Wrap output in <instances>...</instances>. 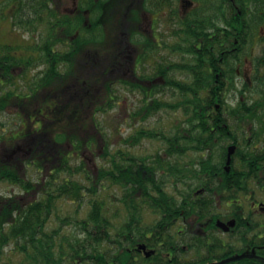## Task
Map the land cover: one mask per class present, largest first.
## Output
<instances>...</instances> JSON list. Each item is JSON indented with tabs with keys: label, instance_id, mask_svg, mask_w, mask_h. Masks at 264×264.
Listing matches in <instances>:
<instances>
[{
	"label": "flooded vegetation",
	"instance_id": "flooded-vegetation-1",
	"mask_svg": "<svg viewBox=\"0 0 264 264\" xmlns=\"http://www.w3.org/2000/svg\"><path fill=\"white\" fill-rule=\"evenodd\" d=\"M44 4L49 16L64 18L63 25L54 27L76 29L40 56L5 54L0 37V108L4 99L5 110L34 107L38 114L28 119L39 125L51 119L47 113L51 109H59L64 121L76 120L78 114L67 110L83 108L84 99L97 95L101 76L119 77L121 86L113 87L120 93L115 108L122 100L125 119L134 127L154 117L144 120L145 110L157 108L155 125L159 124L157 150L133 161L145 162L153 171L143 187L124 192L127 201L137 203L129 220L139 221L144 236L129 251L149 258L167 245L168 251L160 255L166 264H219L232 258L256 259L239 264H264V127L257 124L264 119H244L238 108L246 89L243 82L250 87L253 76H264V41L254 38L251 28L242 29L243 17L252 21L247 14L264 11V0H44ZM212 11L220 13L213 23ZM233 18L240 21L239 30L232 28ZM82 28H93L92 38L99 28L125 29L127 38L119 45L108 44L103 55L99 38L86 39V46H81ZM260 31L264 36V25ZM20 41L15 42L27 43ZM51 73L57 78L54 84ZM180 81L206 91L213 83L224 100L196 103L205 109L165 124L158 114L175 105ZM131 136L135 133L128 135V154ZM241 150L254 154L255 165H242ZM6 152L0 143V156ZM39 191L37 187L29 197L36 198ZM152 228L157 233L155 248L150 247ZM142 246L145 250L139 249Z\"/></svg>",
	"mask_w": 264,
	"mask_h": 264
},
{
	"label": "trees",
	"instance_id": "trees-1",
	"mask_svg": "<svg viewBox=\"0 0 264 264\" xmlns=\"http://www.w3.org/2000/svg\"><path fill=\"white\" fill-rule=\"evenodd\" d=\"M47 12L44 0H0V20H9L12 29L31 36L27 41L18 34L19 40L27 43L23 45L15 42L12 47L3 46V53L10 54L15 51L17 54L27 55L49 54L51 44L55 45L63 34L71 35L75 31L76 26L64 30L54 27V23L63 25L64 18L59 19L58 15L53 13L49 16ZM210 15L213 23L218 20L214 16H219L220 13L212 11ZM247 16H253L254 19L251 21L243 17L246 26L244 23L242 29L251 28L253 37L264 41L261 40L264 36L260 31L264 25V11ZM248 21L254 22L253 25ZM231 24L234 30L241 28L237 18H233ZM92 30L93 28L80 30L78 39L82 47L86 46L84 40L92 38ZM96 32L92 39L99 38L102 41L98 50L103 55L109 51L108 44L113 42L112 44L119 45L127 38L125 29L99 28ZM106 39L112 40L107 43ZM104 73L99 70V74ZM101 77L99 80L102 86L99 87L97 95L84 99L83 108L67 110L71 114H78L76 120L64 121L59 116V109H51L47 111L51 119L40 125L35 122L33 124V116L38 114V110L34 107L19 109L17 112L21 119L20 128L6 131V138L3 135L0 137L2 147L7 149L6 155L0 156V182H7L19 190L14 195H0V264L167 263L160 256L168 251L167 245L163 251L159 250L149 258L129 251L134 247L136 239L143 234L138 228L139 221L135 218L129 220V215L133 216L129 211L136 208L137 203L133 200L127 201L124 192L128 187L132 190L143 187L153 170L145 162H133L137 159L127 153L128 137L122 140L124 149L114 150L110 144L105 133L108 131L101 127V121L98 119L100 115L115 109L120 93H116L113 87L121 84L118 83L119 77L109 78V74ZM195 78L201 81L204 79L202 76ZM49 79L52 84L57 81L53 73ZM250 80V87L247 81L243 82L246 89L238 101L240 116L249 121L264 119V76H253ZM113 81H116L115 84ZM177 87V102L169 107V110L180 111L184 118L191 117L192 111L205 109L197 107L196 103H219L225 96L214 90L213 83L210 85V91L203 90L201 86L193 89L190 84L181 81ZM2 103L0 114L6 113L5 99ZM145 111L144 120L155 115L157 108H148ZM29 116L32 117L31 123ZM193 116L203 118L205 115ZM257 124L264 127L262 121ZM131 139V146L134 147L143 139H155V132L136 130ZM196 139H200L199 136H196ZM11 149L12 153L8 154ZM94 150L101 152L100 158L103 161L95 171L88 169L83 160L77 162V158L82 159L86 152ZM22 153L26 156H21ZM238 159L244 166L255 165L253 153L241 150ZM29 167L43 177L37 181L28 178ZM49 170L51 173L48 174ZM37 187L40 188V194L30 200L28 196L35 192ZM48 191L50 192L47 193ZM130 225H135V228L129 230ZM151 231L153 235L150 247L155 248L156 244L158 245L157 233L153 228ZM255 260L232 258L224 264H239L240 261L255 263Z\"/></svg>",
	"mask_w": 264,
	"mask_h": 264
},
{
	"label": "rangeland",
	"instance_id": "rangeland-1",
	"mask_svg": "<svg viewBox=\"0 0 264 264\" xmlns=\"http://www.w3.org/2000/svg\"><path fill=\"white\" fill-rule=\"evenodd\" d=\"M18 34L19 31H15L11 28L9 20H5V21L0 20V37L3 38V43L5 45L6 44L14 45L15 41L17 40L16 36H18ZM19 35H23L25 38H28L30 36L29 34H26L22 31L20 32ZM122 90H121L122 98H124L123 95L125 93ZM169 101L171 103L173 100L171 99ZM120 103L121 104L118 107H116L114 110L104 115H100L98 119L99 121H101V127L105 128L108 131V133L107 132L105 133L107 134L108 140L110 144H112L114 150L115 149L117 150L118 148L124 149L125 147L122 142L123 138H127L129 134L133 135L136 130L143 129V130L158 132L159 124L155 125V120L157 115H154V117L149 118L146 122L141 123V125L134 127L125 119L124 112L126 113V111L124 110L122 100L120 101ZM16 111L17 110L15 109H7L6 113L0 115V137L3 135V137L6 138L8 137V135H6V131L16 130L17 128H20L19 123L21 119L16 115ZM160 114L162 119H164L163 121L165 124L167 123V119L179 118L182 116L180 111H171L169 109L166 110L164 109L163 111L159 112L158 115ZM0 143L3 144L2 141H0ZM157 148H158V143L155 141V139H150V140L142 141L141 143L136 145V147H132L129 151L131 155L137 158L140 156L142 157L144 155H149L155 152ZM21 156L25 157L26 155L25 153H22ZM100 157H101V152L98 153L97 150H94L93 152H86L83 155L82 159L77 158V162L83 160L88 169L94 170L96 169L97 166L103 163ZM14 160H16V157L14 158ZM41 177H43L41 174H38L32 167H29L28 178L32 179L33 181H37V179ZM18 192H19L18 188L16 189L14 186L10 185L7 182H0V195L9 196V195L17 194ZM30 200H33L32 196H30ZM83 214L84 212L82 213L81 216H83Z\"/></svg>",
	"mask_w": 264,
	"mask_h": 264
},
{
	"label": "water",
	"instance_id": "water-1",
	"mask_svg": "<svg viewBox=\"0 0 264 264\" xmlns=\"http://www.w3.org/2000/svg\"><path fill=\"white\" fill-rule=\"evenodd\" d=\"M227 165H229V161H228ZM139 249L144 250L145 248L144 247H139ZM146 256H149V253H146ZM219 264H222V263H219Z\"/></svg>",
	"mask_w": 264,
	"mask_h": 264
}]
</instances>
